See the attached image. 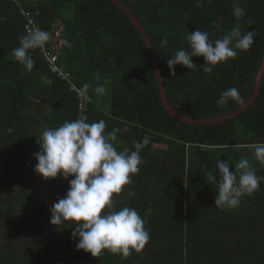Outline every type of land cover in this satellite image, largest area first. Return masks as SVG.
<instances>
[{"label": "trees", "instance_id": "obj_1", "mask_svg": "<svg viewBox=\"0 0 264 264\" xmlns=\"http://www.w3.org/2000/svg\"><path fill=\"white\" fill-rule=\"evenodd\" d=\"M119 1L149 39L167 100L178 113L211 119L250 99L264 56V0H239L245 10L239 20L234 0H203L200 8L196 0ZM28 15L51 36L44 47L29 50L35 61L30 72L12 55L27 32ZM237 23L242 33H256L249 50H237L236 59L218 63L210 74L199 56L192 58L194 69L176 65L175 77L170 75L167 60L182 48L191 51L188 34L207 31L215 41ZM59 27L69 46L59 50L58 64L70 80L51 73L43 56ZM71 82L89 85L87 122L103 119L106 131L129 129L118 133V150H134V142L149 139L139 173L113 196L117 209L133 207L146 218L150 232L145 247L126 257L106 249L98 257L77 250L75 225L57 230L50 223L49 209L74 177L42 178L34 171V153L44 129L78 119ZM98 85L105 86L104 94L95 92ZM231 87L244 103L219 106L221 93ZM259 142L264 74L253 105L223 121L186 122L164 107L144 37L112 0H0V264H264V182L238 207L221 210L206 175L216 170L217 160H228L234 171L246 157L264 177L252 147Z\"/></svg>", "mask_w": 264, "mask_h": 264}, {"label": "clouds", "instance_id": "obj_2", "mask_svg": "<svg viewBox=\"0 0 264 264\" xmlns=\"http://www.w3.org/2000/svg\"><path fill=\"white\" fill-rule=\"evenodd\" d=\"M202 4L203 0H196L195 6L200 8ZM233 14L237 20L245 15L239 0H234ZM255 35V31L242 33L239 23L215 41L209 38L207 31L196 29L186 37L191 51L182 48L167 60L170 75L175 77L176 65L194 69L196 65L192 58L199 56L205 61L203 71L210 74L218 63L236 59L237 50H249L254 44ZM50 38V33L40 28L27 31L19 37V46L12 53L14 59L30 72L35 61L29 50L44 47ZM164 43L166 41H162ZM156 78H159V73ZM88 87V84L84 85L85 89ZM95 92L104 94L106 88L98 85ZM229 100L244 103L235 87L223 91L216 103L224 106ZM106 128L103 119L89 123L80 118L66 121L56 128L44 129L37 139L39 151L34 153L37 161L34 171L45 179H54L58 175L65 180L74 177L68 180L65 196L54 203L49 211L50 223L57 230L58 226L60 229L66 224L75 225L72 236L78 238L75 245L77 250L98 257L106 249L126 257L131 250L139 252L145 247L150 232L145 227L146 218L133 207L117 209L113 196L121 193L124 186L132 183V177L139 173L144 163L140 153L149 139L145 136L134 142V150L128 147L118 150V133L129 129L106 131ZM252 147L255 160L264 165V142L255 143ZM229 164L228 160H217L218 172L208 170L206 173L208 182L216 187L214 206L221 210L238 207L243 196L253 194L264 182V177L256 174L248 158L242 157L235 164L234 171H230ZM133 195L132 192L128 193L129 197Z\"/></svg>", "mask_w": 264, "mask_h": 264}, {"label": "water", "instance_id": "obj_3", "mask_svg": "<svg viewBox=\"0 0 264 264\" xmlns=\"http://www.w3.org/2000/svg\"><path fill=\"white\" fill-rule=\"evenodd\" d=\"M112 1H113V3L115 5L119 6L125 12V14L132 20V22L135 24V26L142 33V35L144 37V40H145V43H146V46H147V49H148V52H149L151 60H152V65H153V68H154L155 77H156V74L159 73V78L158 79L156 78V80H157V83H158V87H159L162 103H163L164 107L166 108V110L168 111V113L170 115H172L173 117L179 118V119H181L183 121H186V122L205 124V123H210V122H215V121H223L226 118L232 117V116L236 115L237 113L241 112L242 110L246 109L248 106L254 104V100L256 99V97H257V95L259 93V90L261 88V82H262V79H263V74H264V56L262 58V63L260 65V67H259V71H258L256 80H255V85H254V89H253L252 95H251L250 99H248V101L240 109H238L237 111L232 112V113L227 114V115H224V116H219V117L211 118V119L191 118V117L184 116V115H181L180 113H178L170 105V103L167 100V97H166V94H165V91H164V87H163V84H162V78L160 76V72H159V69H158V63H157V60L155 58V54L153 52L152 45H151L149 39L147 38L143 28L140 26V24L136 20L135 16L132 15V13L129 11V9L127 7H125L119 0H112Z\"/></svg>", "mask_w": 264, "mask_h": 264}, {"label": "built area", "instance_id": "obj_4", "mask_svg": "<svg viewBox=\"0 0 264 264\" xmlns=\"http://www.w3.org/2000/svg\"><path fill=\"white\" fill-rule=\"evenodd\" d=\"M33 28H37L34 25V16L28 15V23L26 24V30L29 31ZM69 46L68 40L62 35V27H59L54 36H52V42L47 50L43 52V56L47 61L49 70L51 73L56 74L57 76L70 80L68 77L67 71H65L59 64H58V54L59 50ZM70 89L74 91L77 95L78 100V119L83 118L86 120L87 118V110L88 106L91 102V97L89 92L84 89L83 87H79L75 85L73 82L69 83Z\"/></svg>", "mask_w": 264, "mask_h": 264}]
</instances>
